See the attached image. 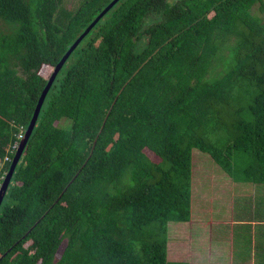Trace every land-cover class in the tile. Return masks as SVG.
I'll use <instances>...</instances> for the list:
<instances>
[{
    "label": "trees",
    "instance_id": "obj_1",
    "mask_svg": "<svg viewBox=\"0 0 264 264\" xmlns=\"http://www.w3.org/2000/svg\"><path fill=\"white\" fill-rule=\"evenodd\" d=\"M112 1L0 0V176ZM263 14L264 0H120L45 99L0 208V264H188L169 236L192 220L196 149L264 185Z\"/></svg>",
    "mask_w": 264,
    "mask_h": 264
},
{
    "label": "crops",
    "instance_id": "obj_2",
    "mask_svg": "<svg viewBox=\"0 0 264 264\" xmlns=\"http://www.w3.org/2000/svg\"><path fill=\"white\" fill-rule=\"evenodd\" d=\"M224 177L228 179L226 189L228 192L213 193L209 190L204 193L208 195L212 193V195L225 200L218 201L228 204V212L220 204L217 206L222 209L219 213L220 216H215L209 209L208 219L211 221L207 228L208 232L196 224V228L193 230L186 229L183 234L178 232L175 235H170L169 256L171 260L188 264H264V185L245 184L232 180L227 174ZM205 187L212 189L213 184L206 182ZM204 190L206 189L204 188ZM193 191L194 201L195 185ZM201 192L203 191H197L198 195ZM194 206L195 202H193V210ZM212 206L208 208H212ZM190 223L192 220L184 224H189L190 227ZM177 226L179 225L177 224ZM219 226L226 227V234H219ZM189 244L194 249L191 257H188L186 250Z\"/></svg>",
    "mask_w": 264,
    "mask_h": 264
},
{
    "label": "rangeland",
    "instance_id": "obj_3",
    "mask_svg": "<svg viewBox=\"0 0 264 264\" xmlns=\"http://www.w3.org/2000/svg\"><path fill=\"white\" fill-rule=\"evenodd\" d=\"M83 1L85 0H64V2L71 9L78 8ZM254 12H257V14H260L261 11L259 8H255ZM243 117L246 119H250V115L247 112V109L244 110ZM195 152H196L195 161H194L195 163V169H194L195 190H196V193L199 190H202L203 192H201L199 195L198 193L197 195L195 193V200H194L195 206H194V210L192 214V223H190V227H189V224L176 226L173 228L171 235H175L178 232H180V234H183L186 231V229L193 230L194 228H196V224H198V227L202 226L203 230L205 232H208L207 228L209 227V223L211 221V219H208L209 209L213 211V214H215V216H220L219 213L222 209L217 207L218 204H220L222 208L228 212V204L226 205L225 202L221 203L218 201V200H221V201H225V200H222V198L220 197L218 198V196L212 195V193L210 195L204 193L205 191H209V190L213 193H216V192L222 193L225 191L228 192L226 190L228 179L224 177V175L226 176V173H224L220 169V167L213 161L210 155L206 153L205 154L200 153V151H198L197 149ZM233 162H234V170H235L236 177L242 178L244 177L243 170L252 162V159L247 154L239 152V153H236V155L234 156ZM206 182L212 183L213 188L210 189L209 187H205ZM244 183L247 184V182H244ZM204 188L206 190H204ZM216 198L218 199L216 200ZM227 203H228V200H227ZM211 205H213L212 208H208ZM224 214H226V212H224ZM219 228H220L219 229L220 235L226 234L227 230L225 226L223 227L224 229L222 228V226H219ZM205 238L208 239V237H205ZM188 246L189 247H186V250L188 251V253L187 251L186 253L188 257L189 256L191 257L194 249L191 244H189Z\"/></svg>",
    "mask_w": 264,
    "mask_h": 264
},
{
    "label": "water",
    "instance_id": "obj_4",
    "mask_svg": "<svg viewBox=\"0 0 264 264\" xmlns=\"http://www.w3.org/2000/svg\"><path fill=\"white\" fill-rule=\"evenodd\" d=\"M120 0H113L96 18L95 20L87 27V29L80 35V37L74 42V44L69 48V50L66 52V54L63 56V58L60 60V62L57 64V66L55 67L47 85L45 86L39 101L37 103L35 112L33 114V117L31 119V122L26 130V133L24 135V138L21 140L20 142V147L17 150L9 171L5 177V180L3 182V187L1 189L0 192V208L2 206V203L4 201V198L6 196V193L8 191V188L11 184L12 178L14 176V173L16 171V168L21 160V157L24 153V150L26 148V145L28 143V140L37 124L41 109L43 107V104L45 102V99L53 85V83L55 82L59 72L61 71V69L63 68V66L65 65V63L67 62V60L69 59V57L71 56V54L75 51V49L80 45V43L83 41V39L91 32V30L99 23V21L119 2Z\"/></svg>",
    "mask_w": 264,
    "mask_h": 264
},
{
    "label": "built area",
    "instance_id": "obj_5",
    "mask_svg": "<svg viewBox=\"0 0 264 264\" xmlns=\"http://www.w3.org/2000/svg\"><path fill=\"white\" fill-rule=\"evenodd\" d=\"M22 132H24V130H22ZM24 138V134L21 133L19 136H18V141L15 142V144L12 146V149H11V153L12 154H15V152L19 149L20 147V142L21 140ZM11 159L9 156H7L5 158V160H3L1 163H0V166H3L6 162H9ZM6 173H4L3 175L0 176V192H1V189L3 187V182L5 180V177H6Z\"/></svg>",
    "mask_w": 264,
    "mask_h": 264
},
{
    "label": "bare ground",
    "instance_id": "obj_6",
    "mask_svg": "<svg viewBox=\"0 0 264 264\" xmlns=\"http://www.w3.org/2000/svg\"><path fill=\"white\" fill-rule=\"evenodd\" d=\"M16 152H17V151H16ZM16 152H15V153H16Z\"/></svg>",
    "mask_w": 264,
    "mask_h": 264
}]
</instances>
